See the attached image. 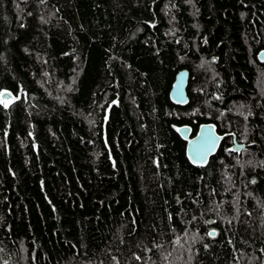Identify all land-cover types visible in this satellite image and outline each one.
Wrapping results in <instances>:
<instances>
[{"label":"trees","instance_id":"1","mask_svg":"<svg viewBox=\"0 0 264 264\" xmlns=\"http://www.w3.org/2000/svg\"><path fill=\"white\" fill-rule=\"evenodd\" d=\"M263 49L264 0H0V264H264Z\"/></svg>","mask_w":264,"mask_h":264},{"label":"water","instance_id":"2","mask_svg":"<svg viewBox=\"0 0 264 264\" xmlns=\"http://www.w3.org/2000/svg\"><path fill=\"white\" fill-rule=\"evenodd\" d=\"M257 58L259 61L264 62V49L257 54ZM188 78L189 71L187 68H181L175 74L169 97L176 105L184 106L188 103L186 92ZM2 94L0 97L4 102L13 101L15 98L8 91L2 92ZM177 132L186 140L185 154L192 165H205L218 150L222 139V135L216 131L212 122L201 123L194 135H191V129L188 125L179 126ZM231 142V151L240 153L243 150L244 144L238 141L233 133H231ZM210 234L213 235L214 232L212 231Z\"/></svg>","mask_w":264,"mask_h":264},{"label":"snow or ice","instance_id":"3","mask_svg":"<svg viewBox=\"0 0 264 264\" xmlns=\"http://www.w3.org/2000/svg\"><path fill=\"white\" fill-rule=\"evenodd\" d=\"M3 94L2 93H0V96H2ZM0 103H4V106L5 107H7L8 105H7V103L6 102H4L3 100H0Z\"/></svg>","mask_w":264,"mask_h":264}]
</instances>
